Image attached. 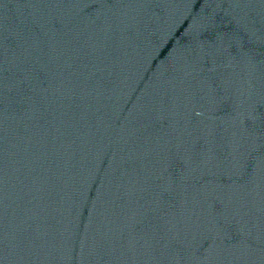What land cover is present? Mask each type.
Segmentation results:
<instances>
[{
    "label": "water",
    "instance_id": "water-1",
    "mask_svg": "<svg viewBox=\"0 0 264 264\" xmlns=\"http://www.w3.org/2000/svg\"><path fill=\"white\" fill-rule=\"evenodd\" d=\"M0 264H264V0H0Z\"/></svg>",
    "mask_w": 264,
    "mask_h": 264
}]
</instances>
